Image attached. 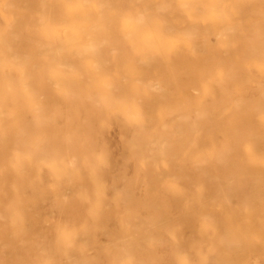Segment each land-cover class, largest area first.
<instances>
[{"label":"bare ground","instance_id":"1","mask_svg":"<svg viewBox=\"0 0 264 264\" xmlns=\"http://www.w3.org/2000/svg\"><path fill=\"white\" fill-rule=\"evenodd\" d=\"M0 264H264V0H0Z\"/></svg>","mask_w":264,"mask_h":264}]
</instances>
